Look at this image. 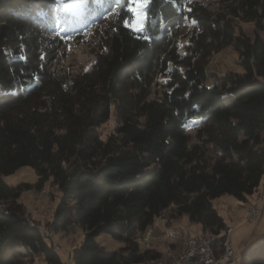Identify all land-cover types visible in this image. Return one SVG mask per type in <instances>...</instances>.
I'll return each mask as SVG.
<instances>
[{
	"label": "trees",
	"instance_id": "obj_1",
	"mask_svg": "<svg viewBox=\"0 0 264 264\" xmlns=\"http://www.w3.org/2000/svg\"><path fill=\"white\" fill-rule=\"evenodd\" d=\"M132 4L0 0V264H67L20 200L24 190L41 192L47 182L62 195L45 225L85 230L72 264H165L160 249L144 248L136 237L159 218L166 223L183 214L224 241L228 226L214 199L230 193L250 201L260 190L264 0H223L215 9L151 0L144 31L128 24ZM188 18L195 23L182 53L174 32ZM102 22L90 66L74 73L52 68L65 36ZM243 22L255 23L254 38ZM229 45L244 70H210L212 53ZM167 71L162 94L148 98L156 75ZM191 120H199L195 137ZM24 165L35 168L37 181H4ZM102 232L125 246L104 249L96 240ZM169 255L172 262L178 252ZM239 264H264V234Z\"/></svg>",
	"mask_w": 264,
	"mask_h": 264
},
{
	"label": "rangeland",
	"instance_id": "obj_2",
	"mask_svg": "<svg viewBox=\"0 0 264 264\" xmlns=\"http://www.w3.org/2000/svg\"><path fill=\"white\" fill-rule=\"evenodd\" d=\"M203 2L211 9L217 8L223 0H194ZM133 8L135 7L132 4ZM147 18V15H146ZM77 21V20H76ZM143 23V30H145L146 19L137 11H133V18L128 21V24L135 30L138 26ZM194 19L188 18L185 23L175 30L179 42L181 43V52L186 51L184 44L187 43L190 36L191 30L194 25ZM104 22L100 23L96 29L86 31L83 35L77 34L76 32L71 33L69 36L63 38V46L59 49V54L52 63V68L59 71V73H66L67 71L74 73L81 69H86L96 58V52L100 48L98 47V39L103 33ZM244 32L250 37H255L256 25L254 22H243L242 23ZM139 31V30H137ZM54 33H50L53 36ZM175 35V36H176ZM176 64L172 61L169 67L174 68ZM208 67L212 71L226 72L228 70L243 71L244 68L239 62V52L231 45L223 48L219 52H213L210 56ZM170 75L167 72L158 73L154 78V81L150 87V94L148 98L158 97L162 94V89L167 86ZM199 120H191L188 123V128L193 137H195L196 125ZM108 129L114 128V119H110L107 123ZM3 179L10 185H16L22 182L34 183L37 181L38 176L34 167L30 165H24L16 169L14 172L3 175ZM264 183V177L262 185ZM261 185V186H262ZM44 188H47V193L40 192L39 188L33 187L29 190H24L21 194L20 200L25 204V209L31 218H34L41 223L40 225L48 224L54 215L55 208L61 199V190L56 185L47 182ZM261 188V187H260ZM247 201H242L236 196L230 193H224L214 199V204L217 207L219 213L224 217V220L228 227L233 226V231L230 234L232 241L233 250L235 257L238 258L240 255L249 247L254 245L264 234V212L260 214L256 220L247 221L246 214L248 212ZM264 204V200L262 205ZM264 207V206H263ZM264 211V208H263ZM158 223L152 228V234L155 230V235H159V242L152 240L151 246H155L162 251L163 259L166 261L165 264L170 262V255L167 254L170 244V237L165 231H173L177 227H183L184 231L188 229L195 233H202V225L198 222L191 221L187 214H183L175 219L168 222V218L162 221V218L157 219ZM231 225V226H229ZM227 230L224 231L226 234ZM174 232V231H173ZM173 234L174 240L178 243V238L181 235L176 236ZM85 236V230L79 225H73L66 230H54L53 239L54 242L59 245L58 249L62 257L65 259L67 264H72L71 253L75 247L82 243ZM225 237V236H224ZM153 238V235H152ZM96 240L106 250L120 249L125 246L126 242L123 239L114 237L108 232H102L96 235ZM136 240L140 241L142 247L143 234H139ZM146 264H153V261H149Z\"/></svg>",
	"mask_w": 264,
	"mask_h": 264
},
{
	"label": "built area",
	"instance_id": "obj_3",
	"mask_svg": "<svg viewBox=\"0 0 264 264\" xmlns=\"http://www.w3.org/2000/svg\"><path fill=\"white\" fill-rule=\"evenodd\" d=\"M46 189L44 188V190ZM263 200L264 190L255 194L252 200L249 201L250 214H246L245 216L247 221H254L263 213ZM45 229L48 230L51 237L52 224H49V228ZM233 229V226H231L227 241H219L218 238L207 234L196 235L195 232L189 229L184 231L183 227L174 228L173 231H180L182 235H185L184 246H177L176 240L173 238V231H165L170 237L167 254L178 252V259H173L168 264H236L235 253L230 239ZM54 244L56 247H59L55 242Z\"/></svg>",
	"mask_w": 264,
	"mask_h": 264
},
{
	"label": "bare ground",
	"instance_id": "obj_4",
	"mask_svg": "<svg viewBox=\"0 0 264 264\" xmlns=\"http://www.w3.org/2000/svg\"><path fill=\"white\" fill-rule=\"evenodd\" d=\"M264 190V185L263 186H261V188H260V190L258 191V192H262ZM41 192H43V193H47V190H42ZM257 192V193H258ZM256 193V194H257ZM247 214H250V206H249V203H248V212H247ZM162 221H164V219L162 218ZM158 223V221H156V224ZM43 227V229H44V231L46 232V234L47 235H49V233H48V230L47 229H45V228H49V226H42ZM227 231V233H226V237H225V239H224V241H227V237L229 236V233H230V231H231V227H228L227 229H226ZM53 233H54V228L52 227V230H51V237L53 236ZM196 235H203V234H207V235H209V236H211V237H216V238H218L216 235H214V234H212L211 232H209L208 230H205V231H202V233H195ZM151 239H152V229H149V230H147L146 231V233L144 234V236H143V240H142V244H144L145 245V248H149L150 246H151ZM54 240V239H53ZM185 245V239L183 240V242H182V246H184ZM59 246V245H58ZM174 259H178V255L174 258ZM173 261V260H172ZM235 263L236 264H238V258L237 257H235Z\"/></svg>",
	"mask_w": 264,
	"mask_h": 264
},
{
	"label": "snow or ice",
	"instance_id": "obj_5",
	"mask_svg": "<svg viewBox=\"0 0 264 264\" xmlns=\"http://www.w3.org/2000/svg\"><path fill=\"white\" fill-rule=\"evenodd\" d=\"M151 3V0H133V5L135 6L133 8V11H137L141 14V16L146 19V9ZM137 30L142 31L143 30V23L138 26Z\"/></svg>",
	"mask_w": 264,
	"mask_h": 264
},
{
	"label": "crops",
	"instance_id": "obj_6",
	"mask_svg": "<svg viewBox=\"0 0 264 264\" xmlns=\"http://www.w3.org/2000/svg\"><path fill=\"white\" fill-rule=\"evenodd\" d=\"M264 208V207H263ZM264 212V211H263ZM176 226H179V225H176ZM176 226H174L175 228H176ZM229 226H231V225H229ZM202 230V229H201ZM177 235L176 236H178V235H181L182 234V232H180V231H174ZM179 239H181V237H179L178 238V240ZM152 240H155V241H157V242H159L158 240H159V235L157 236V235H155V230H154V232H153V238H152ZM154 241V242H155ZM154 242H152V244H154Z\"/></svg>",
	"mask_w": 264,
	"mask_h": 264
}]
</instances>
